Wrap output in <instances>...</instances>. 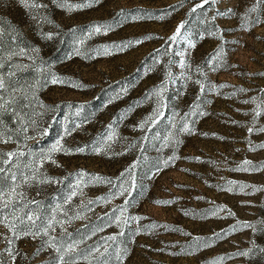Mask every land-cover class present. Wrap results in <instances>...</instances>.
<instances>
[{
  "label": "rangeland",
  "instance_id": "1",
  "mask_svg": "<svg viewBox=\"0 0 264 264\" xmlns=\"http://www.w3.org/2000/svg\"><path fill=\"white\" fill-rule=\"evenodd\" d=\"M200 3L0 0V96L17 100L0 114V152L24 153L4 167L26 197L0 215H54L58 244L82 241L65 264H97L121 232L108 244L127 249L122 264H264V4L190 11ZM41 244L0 223V264H50Z\"/></svg>",
  "mask_w": 264,
  "mask_h": 264
},
{
  "label": "snow or ice",
  "instance_id": "2",
  "mask_svg": "<svg viewBox=\"0 0 264 264\" xmlns=\"http://www.w3.org/2000/svg\"><path fill=\"white\" fill-rule=\"evenodd\" d=\"M54 2H56V0H54ZM91 2H98V0H91ZM209 2H210V0H201V3L194 5L190 11L194 13V12H196L197 9L203 8V6L205 4H208ZM211 2L215 3L216 0H211ZM20 3L23 6H25L26 8H33V7L38 6L35 4V0H20ZM257 4H264V0H257ZM84 6H87V5H85V4L77 5V7H84ZM228 11L231 12L230 9ZM248 11L249 12L256 11V5H254L252 8H250ZM213 19H215V17H213ZM2 24H3V21H2V19H0V32L3 31ZM183 27H184V23L181 22V24L177 27L176 32L169 39L172 41H176L177 37L180 36L181 29ZM95 31L99 32L100 29L97 28V29H95ZM50 35L51 34H49V37H50ZM2 66L3 65H0V67H2ZM53 82L56 83L58 81L54 80ZM162 87H163V85H162ZM0 90H6V86H5V82H4L3 77H0ZM204 91H205L204 85H201V92H204ZM146 98H151V97L148 96ZM22 99L27 100L28 99L27 95H24L22 97ZM15 102H17L15 97H12V99L9 101V100H4L3 96H0V114H2L4 111H7L8 105L10 103H15ZM27 106L28 105H25V107H27ZM194 114H195V112H194ZM16 115L21 119V122L23 123V117L21 116V114L16 113ZM24 115L27 116L28 113H24ZM158 116H159V112H157L156 117H150L149 119L152 123H154L155 119L158 118ZM32 123L35 124V121L32 120ZM141 126H143V125H141ZM23 130L26 132L27 128L25 127ZM184 130L189 131L190 129L185 127ZM253 130L254 129L250 128L249 132H252ZM256 131H264V128L256 129ZM45 132H46V130H45ZM66 134H70V132H68L66 130ZM0 136H2V133H0ZM28 138H31V137H28ZM10 139H11V137L9 136L8 140L0 139V142L7 143ZM58 145H59V142H58ZM257 147L264 148V144H260ZM58 150H61V148L58 146H54V148L51 151H58ZM51 151L48 155H46L44 157V159L51 160ZM68 151L70 152L71 149H69ZM76 151L82 152V151H84V149L80 148V149H76ZM23 155H24V153L20 152V151L8 152V153L0 152V214L4 213L5 209H12L14 200H16V201L26 200L25 194L23 192H17V188L20 187V184H18L16 182L17 181V174L15 172H13L10 168L5 169V167H4V165L12 163V160H11L12 157H14V156L20 157ZM5 156H7L9 159H7V160L3 159V157H5ZM249 163H250L249 161H245V164H249ZM13 167H16V165H13ZM244 170H247V169H244ZM37 172H38V169H32V175L31 176H24L23 177V183L27 184L30 181L38 179ZM78 175L80 176V183L84 182L83 178L85 176H90V179H95V180L105 179V178L99 177V176H92L91 174L85 173L83 171L78 173ZM123 175H124V173H121V176H123ZM5 180H10V182L12 184L10 191L7 193H5V190L3 187ZM40 182H45V181H40ZM108 183L111 184V180H108ZM79 186L80 185L78 184L77 188H79ZM120 187L123 190L120 191L118 194L124 195L125 192L128 191V189H124L123 185H121ZM76 194H77V192L73 191L71 196H75ZM6 195H7V199H5ZM71 196L68 197V200L71 199ZM127 203H130V202L126 201V204ZM28 204L36 205L37 208H39V206H40V202L36 201V200L27 201L24 204V207H28ZM125 210L126 209H121V213L123 214V212ZM12 215H13V218L10 221L7 219V216L0 215V223H6V226H8L10 228V230L13 232V235L15 236L16 239H19L21 236H25V235L31 236L34 239L37 237H41L42 244H41L40 248L37 249V252L42 251L45 247H51V248H54L56 253H57V256L50 261V264H65L66 257H69L72 252L76 251L78 244L82 242V241H74L73 243L67 244L66 246L58 244L57 243V237L51 236L49 233V230L54 231L55 230L54 225L56 223H60L62 226L63 222L56 221L54 215L52 217L48 218L46 222L44 221V219L41 215H38L37 213H35L31 209L28 211V213H26L25 216H17L14 211H13ZM131 219H134V217H124L123 220H122V216H117L115 218L118 227L121 226V221L123 224H127V222ZM261 223H264V221H262ZM21 226H23V227H21ZM244 226L248 227V228H252L253 231H256V227L253 224L245 222ZM33 230H35V231H33ZM261 230H264V229H261ZM65 232H66V230H65ZM94 234H95V232H93V235ZM67 235H71V234H67ZM118 235H123V232L118 233V234H112L106 238H102L104 241V245H106V246L104 247V251L100 252V257H102L104 259L101 260L99 257H94V259L97 261V264H116V262H121V264H122V259H123V256L127 254V249L125 248L123 250H119L114 245L108 244V241H113V242L117 241ZM43 237H47V239H43ZM217 238H219V234H217ZM10 243H11V241H10ZM99 248H100V245L97 244L96 247H94L90 250L89 254L91 255L94 252H99ZM240 254L243 255L246 253H240ZM73 264H74V262H73ZM89 264H92V262L90 261Z\"/></svg>",
  "mask_w": 264,
  "mask_h": 264
}]
</instances>
